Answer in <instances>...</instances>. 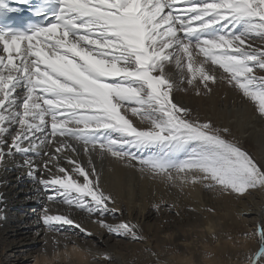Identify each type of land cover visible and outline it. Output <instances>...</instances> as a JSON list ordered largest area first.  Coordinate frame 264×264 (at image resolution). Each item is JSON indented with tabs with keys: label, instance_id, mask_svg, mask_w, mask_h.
I'll return each mask as SVG.
<instances>
[{
	"label": "snow or ice",
	"instance_id": "1",
	"mask_svg": "<svg viewBox=\"0 0 264 264\" xmlns=\"http://www.w3.org/2000/svg\"><path fill=\"white\" fill-rule=\"evenodd\" d=\"M30 8L39 23L0 29V165L21 154L33 179L42 167L49 203L143 242L137 224L108 222L122 209L93 160L105 154L177 187L240 196L264 189V167L228 138L230 129L192 117L174 98L185 83L201 95L224 80L264 118V0H39ZM161 206L171 207L153 204ZM39 220L64 238L72 229L92 235L70 211L45 206ZM245 235L259 241L247 264H264V227Z\"/></svg>",
	"mask_w": 264,
	"mask_h": 264
},
{
	"label": "bare ground",
	"instance_id": "2",
	"mask_svg": "<svg viewBox=\"0 0 264 264\" xmlns=\"http://www.w3.org/2000/svg\"><path fill=\"white\" fill-rule=\"evenodd\" d=\"M173 68L170 66L168 70L175 73ZM217 75H221V70L217 69ZM181 87L183 90L174 93L177 104L188 108L192 117L229 128L228 138L238 142L264 167V118L257 114L252 102L224 80H218L210 94L202 91L196 95L195 89L186 83ZM24 159L21 154L5 156L0 165V264H27L44 240L50 242L53 235L59 237L47 232L39 220L45 206L50 214L70 211L73 219L92 233L87 237L72 229L76 234L71 237L82 248L111 257L110 262L97 259L95 264H157L158 260L167 258L169 246L182 252L187 250L196 264H201L205 245L215 247V264H247V255L259 247L258 237L245 234L254 233L257 225L264 227V189H252L240 196L224 193L219 188H205L202 184L177 187L139 172L135 161L131 162L134 166H126L128 161L122 162L107 154L101 158L93 155L95 166L102 170L104 190L111 193L116 206L122 209L108 222L124 219L137 224L145 239L136 242L109 234L92 222L96 217L89 218L83 211L49 203L41 195L39 185V179L42 175L46 178L47 173L41 167L33 179L27 174ZM80 159L85 157L81 155ZM36 164L40 166L41 161L37 160ZM61 164L69 168L64 161ZM153 204L171 207L154 209ZM204 217L216 223L218 244L207 232L193 231L204 225ZM69 227L64 226L63 230L67 232ZM166 232H175L174 239L165 240L163 233Z\"/></svg>",
	"mask_w": 264,
	"mask_h": 264
},
{
	"label": "clouds",
	"instance_id": "3",
	"mask_svg": "<svg viewBox=\"0 0 264 264\" xmlns=\"http://www.w3.org/2000/svg\"><path fill=\"white\" fill-rule=\"evenodd\" d=\"M195 211V209H193ZM205 223L203 226H197L193 231L207 232L217 240L215 235L217 225L208 217H204ZM175 232L163 233L165 240L171 241L174 239ZM231 239V237H229ZM216 249L213 246H204L202 252L201 264H215ZM31 264H95L93 253L87 249L82 248L76 243L74 237H57L53 235L51 240H44L41 247L31 254ZM157 264H196L190 252H184L179 249L169 246L167 249V258L158 260Z\"/></svg>",
	"mask_w": 264,
	"mask_h": 264
},
{
	"label": "rangeland",
	"instance_id": "4",
	"mask_svg": "<svg viewBox=\"0 0 264 264\" xmlns=\"http://www.w3.org/2000/svg\"><path fill=\"white\" fill-rule=\"evenodd\" d=\"M174 69V68H173ZM72 218H74V217H72ZM27 264H31V259H30V261L29 262H27Z\"/></svg>",
	"mask_w": 264,
	"mask_h": 264
}]
</instances>
